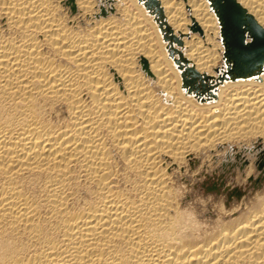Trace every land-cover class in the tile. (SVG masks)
Here are the masks:
<instances>
[{"label": "bare ground", "instance_id": "1", "mask_svg": "<svg viewBox=\"0 0 264 264\" xmlns=\"http://www.w3.org/2000/svg\"><path fill=\"white\" fill-rule=\"evenodd\" d=\"M256 32L264 0H0V264H264Z\"/></svg>", "mask_w": 264, "mask_h": 264}, {"label": "rangeland", "instance_id": "2", "mask_svg": "<svg viewBox=\"0 0 264 264\" xmlns=\"http://www.w3.org/2000/svg\"><path fill=\"white\" fill-rule=\"evenodd\" d=\"M221 4L224 5L225 2L224 3L222 2ZM227 5L229 8L232 9V11L236 12V9L234 6H232L230 3H228ZM256 34H258V40H259L257 45L251 48L246 46V44H244L245 46L241 45L243 47L241 50V56H240L241 64L243 66L241 68L247 67L250 63H252V60H254V58H256L257 56L261 55L264 52V36L262 34H259V32H256ZM187 81H196V80L193 75L189 74L187 76Z\"/></svg>", "mask_w": 264, "mask_h": 264}, {"label": "snow or ice", "instance_id": "3", "mask_svg": "<svg viewBox=\"0 0 264 264\" xmlns=\"http://www.w3.org/2000/svg\"><path fill=\"white\" fill-rule=\"evenodd\" d=\"M245 41L244 40H241V43H244Z\"/></svg>", "mask_w": 264, "mask_h": 264}]
</instances>
